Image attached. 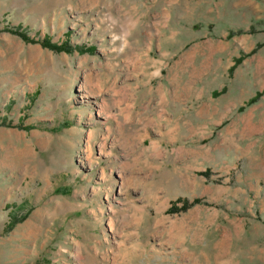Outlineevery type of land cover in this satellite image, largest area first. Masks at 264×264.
I'll return each mask as SVG.
<instances>
[{"label": "rangeland", "instance_id": "rangeland-1", "mask_svg": "<svg viewBox=\"0 0 264 264\" xmlns=\"http://www.w3.org/2000/svg\"><path fill=\"white\" fill-rule=\"evenodd\" d=\"M0 264H264V0H0Z\"/></svg>", "mask_w": 264, "mask_h": 264}]
</instances>
